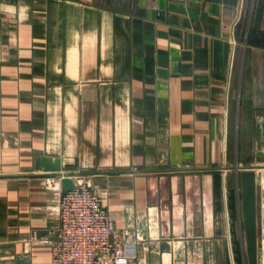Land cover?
Instances as JSON below:
<instances>
[{
	"label": "crops",
	"instance_id": "0c3cea01",
	"mask_svg": "<svg viewBox=\"0 0 264 264\" xmlns=\"http://www.w3.org/2000/svg\"><path fill=\"white\" fill-rule=\"evenodd\" d=\"M98 193L129 264H264V0H0V264H49L60 180Z\"/></svg>",
	"mask_w": 264,
	"mask_h": 264
},
{
	"label": "built area",
	"instance_id": "2783aa9c",
	"mask_svg": "<svg viewBox=\"0 0 264 264\" xmlns=\"http://www.w3.org/2000/svg\"><path fill=\"white\" fill-rule=\"evenodd\" d=\"M44 242L49 264H129L136 256L135 244L117 231L97 191L82 178L60 191L55 237Z\"/></svg>",
	"mask_w": 264,
	"mask_h": 264
},
{
	"label": "water",
	"instance_id": "95a60500",
	"mask_svg": "<svg viewBox=\"0 0 264 264\" xmlns=\"http://www.w3.org/2000/svg\"><path fill=\"white\" fill-rule=\"evenodd\" d=\"M35 168L51 173L60 180L63 190L69 191L74 182L67 175L60 173V161L41 157L35 161ZM240 194L243 218V232L247 264H257L256 261V209H255V175L250 169L240 172Z\"/></svg>",
	"mask_w": 264,
	"mask_h": 264
}]
</instances>
